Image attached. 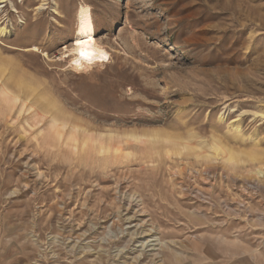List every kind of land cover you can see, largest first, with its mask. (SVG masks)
I'll return each instance as SVG.
<instances>
[{
  "label": "rangeland",
  "instance_id": "1",
  "mask_svg": "<svg viewBox=\"0 0 264 264\" xmlns=\"http://www.w3.org/2000/svg\"><path fill=\"white\" fill-rule=\"evenodd\" d=\"M0 264H264V0H0Z\"/></svg>",
  "mask_w": 264,
  "mask_h": 264
},
{
  "label": "bare ground",
  "instance_id": "2",
  "mask_svg": "<svg viewBox=\"0 0 264 264\" xmlns=\"http://www.w3.org/2000/svg\"><path fill=\"white\" fill-rule=\"evenodd\" d=\"M95 34L96 29L93 23L91 9L88 6H82L79 10L77 30L75 32L76 41L71 50L75 55L72 60L75 70H87L97 63L103 64L107 59L110 60L111 55L104 46L96 41ZM223 148L216 146L215 150L217 152H224L225 148ZM227 161L235 162V157L230 155Z\"/></svg>",
  "mask_w": 264,
  "mask_h": 264
}]
</instances>
